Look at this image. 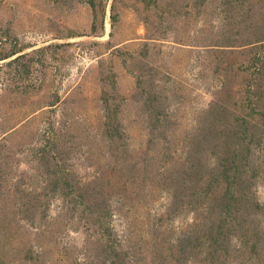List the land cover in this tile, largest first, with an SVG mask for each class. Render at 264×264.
I'll return each mask as SVG.
<instances>
[{
	"label": "rangeland",
	"instance_id": "1",
	"mask_svg": "<svg viewBox=\"0 0 264 264\" xmlns=\"http://www.w3.org/2000/svg\"><path fill=\"white\" fill-rule=\"evenodd\" d=\"M21 48L0 264H109L103 210L127 264H264V0H0V59ZM221 216L251 237L213 255Z\"/></svg>",
	"mask_w": 264,
	"mask_h": 264
},
{
	"label": "trees",
	"instance_id": "2",
	"mask_svg": "<svg viewBox=\"0 0 264 264\" xmlns=\"http://www.w3.org/2000/svg\"><path fill=\"white\" fill-rule=\"evenodd\" d=\"M23 50H24L23 48L18 49L17 51H14L13 53H11L9 56H6V57L0 59V61H3L5 59H8L10 57H13V56L19 54L18 56H16L12 60L8 61L6 63V66L9 67V68L14 67L13 71L15 73H18V74L20 72L22 74L23 73H28V71L30 69V66H29L30 65V60L27 59V58L29 57V54H22ZM22 60H23V62H21ZM223 163H226V162H223ZM225 165H222V168H225ZM233 168L236 170V167H233ZM222 173H223V175H226L225 173H227V169L226 168L223 169ZM235 176H236V174H234L232 176L233 177V179L231 178L232 182L235 179ZM224 177H226V176H224ZM231 183H229V185H228L229 187L231 186L230 185ZM231 210H232V208H230V204L226 203L225 207L222 208L220 211L222 213L230 214V213H232ZM104 213H105V210H103L102 212H99V214L97 216V220L95 221V226H96L97 229H99V231H101L100 235L103 237V240L105 241L106 252L109 253L110 256L112 255V257H113V261L110 262L109 264H127L126 263V258L123 255L124 252H123L121 243L119 242L116 245V242H115V245H114V248H113L109 244L110 242L107 240L108 237H110V234L113 235V233H111V231L109 230L110 229L109 225H107L106 223H102V219H103L102 216L104 215ZM228 217H230V215ZM228 217L227 216H225V217L221 216L218 225L214 226V228L212 227L210 229L209 233L205 234L206 239L208 241L210 240V242H211V247L213 246V250H212L214 252L213 255H218V253H217L218 251H221V252H224V253L227 252V247L221 246L222 241L227 240L229 245H230L231 242H230L229 239L234 237V236H237L236 235L237 230H242L241 231V233H242L241 237H242L243 240H248L251 237V235L246 230L243 229V226L241 224H239L237 221H235V219L228 218ZM230 220L232 221V225L228 224V223H230ZM226 225L229 226V229H228V232H226V234H224V235H227V237L225 238V237H222V234H223V229L225 228ZM221 237L224 240H221ZM256 246H257V243L253 242L252 245H251V247L253 249L252 253H254V251H256V249H255ZM211 260H212V264H217V263H214L215 256H213L211 258ZM225 261L222 262L221 264H225Z\"/></svg>",
	"mask_w": 264,
	"mask_h": 264
}]
</instances>
